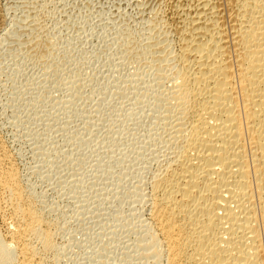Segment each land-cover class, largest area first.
I'll return each instance as SVG.
<instances>
[{"label":"bare ground","instance_id":"6f19581e","mask_svg":"<svg viewBox=\"0 0 264 264\" xmlns=\"http://www.w3.org/2000/svg\"><path fill=\"white\" fill-rule=\"evenodd\" d=\"M33 1L18 0L17 5L25 12L12 25L7 24L8 27L0 30V45L14 37L17 51L26 48L32 62L41 63L51 58L53 38L50 33L47 35L52 40L49 38V42L45 38L49 31L45 33V24L44 27L43 24L40 26L41 22L36 19L38 13L37 17L33 11L30 14V7L35 4ZM139 1L137 7H143L149 13L147 30L150 34L143 38L144 41L140 39L143 44L138 42V46L132 36L134 33L131 35L132 31L130 34L127 32L120 38L121 47L118 46L137 51L153 60L152 68H148L152 69L154 79L150 80L154 86L150 82L145 87L138 86L142 82L134 88V85L128 86L132 88L131 98L144 105H138V112H128L127 118L140 119L147 105L156 108L155 113L160 111L157 112L159 120L156 114L157 121L152 108L151 115L155 120L152 124L157 128L150 126L153 134L143 137V142L139 141L141 145L135 146L134 151L139 152L147 143L145 140L151 142V136H157V144L161 140L165 151L159 163L156 162V171L153 169L155 172L148 176L149 181L146 180L148 190L143 194L141 192L139 204L146 200L147 221L130 229L139 211L135 210V216L131 213L120 219L123 224L117 215V220L114 219L117 223L113 224L114 231L110 237L117 229L120 233L129 232L136 236L132 240L134 242L122 248L126 252L122 250L121 253L124 256L129 254L127 251L134 253L133 256L142 261L140 264H264V0ZM2 15L0 5V22ZM22 36L28 40L22 41ZM149 62L144 64L145 68ZM141 78L144 80L145 76ZM132 79L138 81L139 78ZM130 82L128 85H131ZM6 151L7 148L0 143V203L5 201L3 203L7 204L8 209L7 213L4 212L8 217L4 218V224L1 223L9 237L5 238L0 233V264H46V255L61 250L54 239L56 224L28 192L31 188L22 183L18 175L20 171L13 168L11 155ZM139 153L142 154L141 151ZM154 153L153 157L156 156ZM149 155L152 157V154ZM120 179L117 180L118 184ZM141 185L138 186L142 188ZM138 186L136 192L140 191ZM107 201L104 200L103 204H108ZM73 219V216H69L67 223ZM83 220L84 217L79 221ZM104 234L100 236L104 237ZM118 247L111 248L116 250ZM111 248H102L104 251L100 252L93 247L84 258L81 256L82 261L79 262L122 264L123 257L117 260L118 256L117 259L114 255L108 256ZM109 257L117 261L110 262Z\"/></svg>","mask_w":264,"mask_h":264},{"label":"rangeland","instance_id":"374dc122","mask_svg":"<svg viewBox=\"0 0 264 264\" xmlns=\"http://www.w3.org/2000/svg\"><path fill=\"white\" fill-rule=\"evenodd\" d=\"M94 1L84 0V3L82 0H75V3L73 0L33 1L35 4L30 7L32 8L29 11L30 14H32L31 11L35 15L38 13V17L37 15L35 17H37L36 19L39 23L41 22L40 26L42 24L43 27L46 25L44 31L45 33L49 31L46 33L45 38L47 37L46 39L49 42V38H53V42L51 41L53 47L50 46L51 58L45 59V62H32L26 48L23 51H17V42H15L14 37H10L8 43L4 42L5 44L0 45V143L1 145L3 144V147L7 148L8 152H6L9 153L8 155H11L10 158L12 164H14L13 168L15 167L14 169L18 170L17 172H21L18 175L21 177L22 183L26 187L31 188L27 191L40 203L39 205L42 210L50 214V216H47L56 224L54 239L61 250H58L55 254L46 255V264H80L82 261L81 256L84 258L86 252L93 247L95 250L101 252L104 251L102 248L114 246H119L118 249H120L116 248L115 250L111 248V254H108V256L112 257L114 255L116 259L118 256L117 260L123 257L122 264H137L142 262L135 255L133 256L134 253L132 254L127 251L129 254H125L126 256L121 253L122 250L124 253L126 252L124 250L125 247L134 242L132 240H135L136 236L129 232V235L122 231L120 233L119 229L111 237L110 234L114 231V225L117 223V221H114L117 215L120 220L124 219L126 215L136 213L135 210L139 211L136 213L138 215L133 220L130 229H135V227L137 228L147 221L146 200L142 204H139L141 202L139 200L142 198L141 192L143 194L144 191L148 190L146 189L148 187L146 183H148L149 177L156 171L158 167L156 162L159 163L165 151L164 144L160 142L161 140H158L157 144V136H151V142L148 139L147 141L145 140L147 143H144V147L146 148L142 147L140 150L142 154L139 153L140 151H134V147L138 144L141 145V140L143 142V137L149 134L152 135V129L157 128L152 123L157 120L156 114L157 112L160 113V111H156L155 113L156 108L151 105L155 113L154 118L151 115L153 109L147 105L143 111V115L142 113L140 114V119L137 118L139 121L141 120V123H138L139 121L136 118L135 120L127 118L128 112H136L139 106L144 105L142 102V104L137 102V100L135 102L131 98V89L137 84H141V82L143 85L138 86L145 87L144 85L147 86L149 82L152 87L154 86V82H151L154 79L152 77L153 72L151 71L152 69L148 68L153 64V60L150 57L148 58V56L138 54L137 51L134 52L126 50V48H120L119 43L123 37L122 35H125L127 32V34H130V31H132L131 35L134 33L132 36L136 39H134L135 43L138 44L139 42V44H143L141 40L144 41L143 38H146L150 34L147 28L149 26V13H146L147 11H144L143 7L142 9L141 7H137L140 2L139 0ZM17 2L18 0H0L3 14L0 30L8 27L7 24L12 25L23 16L25 11L17 5ZM48 33H50L51 37L47 35ZM12 39H14V42ZM25 39L26 37H21L22 41ZM114 39L117 43H115ZM139 44L138 46H140ZM118 47L121 49L120 51ZM142 61L143 64H141ZM147 62L150 64L148 63L149 65L145 68V63ZM150 67L152 68V66ZM145 70L150 73L152 72L151 75ZM132 75L135 76L132 77ZM136 75L139 76L137 77ZM140 75L143 78L145 76L144 80L146 82L142 78L140 79ZM130 77L131 79H139L138 81L137 79L131 80L129 79ZM128 82L131 85H128ZM71 83H74V85ZM124 83L127 87L134 86L127 88L124 86ZM159 117L160 115L158 116V120ZM135 122L141 125L138 126ZM150 126L153 127L151 130ZM151 149L154 151H151ZM134 152L135 154L139 153L136 154L138 157H135ZM153 152H155V157H153ZM149 154H152V157ZM106 173L108 174L107 176L105 175ZM95 175L98 177H95ZM118 176L121 177L120 184L117 183V180L119 181L120 178ZM138 182L139 184H137ZM26 184L30 185L27 186ZM134 185L142 186V188L138 186L140 191L137 190L140 195L136 194V186ZM104 200L108 204H103ZM121 201L123 202L121 203ZM3 202L0 203L5 209L0 206V233L5 238H9L3 225L4 218L8 217L5 215L6 211H8L7 204ZM100 204L103 206H100ZM143 204L145 205L142 206ZM83 205L84 207H82ZM90 207L93 213H91ZM51 209L53 211L49 212ZM87 209L91 211L89 212L90 214L87 213ZM131 209L134 210L132 211ZM129 210L132 212H129ZM77 214L78 217L76 216ZM69 216L71 218L73 216L74 219L70 223H67ZM76 217L79 220H82L84 217V220L79 221L75 219ZM119 222L123 224V220ZM99 233H103L105 238L101 237ZM98 236H100V240ZM111 238H115L112 240L115 242H112ZM109 242H112L110 243L111 245ZM113 258L109 259L110 262L117 261Z\"/></svg>","mask_w":264,"mask_h":264}]
</instances>
